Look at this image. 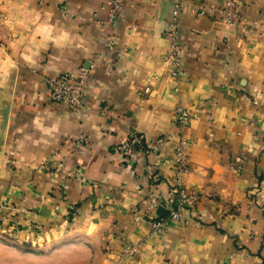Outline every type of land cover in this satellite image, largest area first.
Listing matches in <instances>:
<instances>
[{
	"label": "crops",
	"instance_id": "obj_1",
	"mask_svg": "<svg viewBox=\"0 0 264 264\" xmlns=\"http://www.w3.org/2000/svg\"><path fill=\"white\" fill-rule=\"evenodd\" d=\"M112 1L0 0V232L37 244V264H264V0H241L242 27L192 11L222 0H186L180 79L164 61L173 1L121 0L109 20ZM79 70L73 113L47 81ZM176 107L190 115L181 180L197 199L154 233L173 199V147L132 159L115 147L175 132ZM56 164L76 173L63 181Z\"/></svg>",
	"mask_w": 264,
	"mask_h": 264
},
{
	"label": "built area",
	"instance_id": "obj_2",
	"mask_svg": "<svg viewBox=\"0 0 264 264\" xmlns=\"http://www.w3.org/2000/svg\"><path fill=\"white\" fill-rule=\"evenodd\" d=\"M173 9L171 13V21L167 28V34L171 37V47L164 61L171 67L170 77L180 79L183 76L181 69V59L179 56V45L177 43L179 29V15L183 9L186 0H172ZM121 0H113L109 10V20H113L119 16L122 10ZM197 17L205 16L209 13L216 15L224 24L229 26L242 27L243 24V3L241 0H222L219 6L196 7L192 10ZM49 89V101L56 104L65 105L71 112L77 113L84 107L83 95L87 87V75L83 70L76 73H62L52 77L47 81ZM147 90V89H146ZM145 90V91H146ZM178 89H175L177 91ZM175 132H172L164 137H159L150 143L141 135H131L122 143L115 147L117 152L124 159H132L141 152L145 155H158L160 149L165 144H171L172 149V165H173V185L170 191L171 199L170 208L167 213L156 220L150 222L151 229L154 233L165 232L171 223L181 222L182 214L190 209L197 197L186 191L182 184V176L188 168V151L191 143L185 138L183 132L187 129L190 122L188 111L182 107H176L173 111ZM85 137L80 135L72 140L73 153L76 154L83 147ZM163 163V162H162ZM161 162L158 164L147 165L145 167L146 175L151 180H158L157 170ZM63 164L48 166L54 173L61 174V180L65 179L69 174L72 176L76 172L71 170L70 173L65 172ZM231 170L239 172L241 164L234 163L231 165ZM57 187H63L59 183ZM153 197V196H151ZM154 198L152 203L155 204ZM133 251L127 248L126 252Z\"/></svg>",
	"mask_w": 264,
	"mask_h": 264
},
{
	"label": "rangeland",
	"instance_id": "obj_3",
	"mask_svg": "<svg viewBox=\"0 0 264 264\" xmlns=\"http://www.w3.org/2000/svg\"><path fill=\"white\" fill-rule=\"evenodd\" d=\"M3 204L0 201V213ZM0 264H37V244L20 242L0 232Z\"/></svg>",
	"mask_w": 264,
	"mask_h": 264
}]
</instances>
